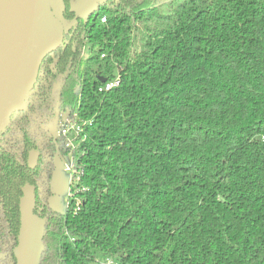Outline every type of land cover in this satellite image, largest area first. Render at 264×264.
<instances>
[{
	"label": "trees",
	"instance_id": "trees-1",
	"mask_svg": "<svg viewBox=\"0 0 264 264\" xmlns=\"http://www.w3.org/2000/svg\"><path fill=\"white\" fill-rule=\"evenodd\" d=\"M75 1L62 0L63 45L29 95L48 108L59 78L58 108L86 122L66 212L37 198L41 264H264V0H109L86 19ZM12 116L0 236L18 240L39 145Z\"/></svg>",
	"mask_w": 264,
	"mask_h": 264
},
{
	"label": "water",
	"instance_id": "water-1",
	"mask_svg": "<svg viewBox=\"0 0 264 264\" xmlns=\"http://www.w3.org/2000/svg\"><path fill=\"white\" fill-rule=\"evenodd\" d=\"M107 1L77 0L71 10L86 19ZM61 11L54 13L51 0H0V138L14 112L26 106L46 57L63 45L68 24ZM59 89L60 81L54 85ZM33 161L31 155V167ZM35 208V187L27 184L20 201L18 264H41L46 222Z\"/></svg>",
	"mask_w": 264,
	"mask_h": 264
},
{
	"label": "flooded vegetation",
	"instance_id": "flooded-vegetation-1",
	"mask_svg": "<svg viewBox=\"0 0 264 264\" xmlns=\"http://www.w3.org/2000/svg\"><path fill=\"white\" fill-rule=\"evenodd\" d=\"M58 81H60L59 78H57L53 83L49 97V105H47L48 108H46V106H44V108H40V95L39 92H35V94H32L28 98L25 108L15 111L12 116L13 125L22 123L25 120L29 121L35 132V137L39 145V147L30 149L27 159V165L30 170H34L36 168L38 169L37 181L36 184L33 185L35 187L36 202L37 198H47V195L51 192L49 179L52 170L54 169L55 154L58 153L59 156L64 157L70 152L72 154V159H76L73 155V151L76 150L77 147L74 148L68 146L66 137L61 134V129L65 124V121L73 119L75 113L73 114L71 110L65 111L58 108V97L61 89V82L60 89L58 91H54V85L58 83ZM35 90H38V80L34 87V91ZM31 155L34 159V167H31L30 165ZM19 234L17 237L18 240H16L14 236H0V264H18L16 249L19 245Z\"/></svg>",
	"mask_w": 264,
	"mask_h": 264
},
{
	"label": "rangeland",
	"instance_id": "rangeland-1",
	"mask_svg": "<svg viewBox=\"0 0 264 264\" xmlns=\"http://www.w3.org/2000/svg\"><path fill=\"white\" fill-rule=\"evenodd\" d=\"M53 11L56 15L60 16L62 8L61 0H51ZM68 26V25H66ZM87 57V49L84 53V58ZM72 164V154L69 152L64 157L59 156L58 153L54 156V169L52 170L49 187L51 192L47 195L50 206L59 213H65L70 193V184L72 179V171L70 166ZM90 264H119L117 259L112 258L106 260L99 257L97 261Z\"/></svg>",
	"mask_w": 264,
	"mask_h": 264
},
{
	"label": "built area",
	"instance_id": "built-area-1",
	"mask_svg": "<svg viewBox=\"0 0 264 264\" xmlns=\"http://www.w3.org/2000/svg\"><path fill=\"white\" fill-rule=\"evenodd\" d=\"M102 22H106L107 18L106 16H103L101 18ZM121 79L120 75L117 74L112 79L106 80V82H103L99 87V92H109L113 90L114 88L118 87L120 85ZM25 108V107H23ZM21 108V109H23ZM76 117L78 118L77 113L74 114V118L70 120H66L65 124L62 126L61 134L66 137V142L68 146L71 147H77L78 144L86 140V135L83 134L84 126L86 125V122H79L76 121ZM70 169L72 171V181L71 184L75 182H79L81 180L83 169L78 166V159H72V164L70 166ZM71 193H69L70 195ZM110 260V259H108Z\"/></svg>",
	"mask_w": 264,
	"mask_h": 264
}]
</instances>
